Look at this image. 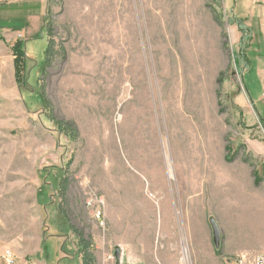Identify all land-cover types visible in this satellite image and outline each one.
<instances>
[{"label":"rangeland","instance_id":"1","mask_svg":"<svg viewBox=\"0 0 264 264\" xmlns=\"http://www.w3.org/2000/svg\"><path fill=\"white\" fill-rule=\"evenodd\" d=\"M44 1L0 0L28 58L22 88L0 46V264L54 230L114 263L264 256V130L236 104L260 92L264 0Z\"/></svg>","mask_w":264,"mask_h":264},{"label":"crops","instance_id":"2","mask_svg":"<svg viewBox=\"0 0 264 264\" xmlns=\"http://www.w3.org/2000/svg\"><path fill=\"white\" fill-rule=\"evenodd\" d=\"M44 2L46 10V0ZM251 12L252 11H250V13ZM232 32L238 36L236 25L232 28ZM10 34L11 33H8L6 36ZM20 39L21 35L18 33L14 34L10 39L2 37V40H0V46L8 48V46L12 45L16 41H20ZM245 61L247 63L244 64L242 78L246 75L249 67L247 58ZM254 65V74L260 83V92H258L257 97L251 95L248 83L243 81V91H241V93H239L236 97V104L241 108L246 116L252 115L253 119H255L258 122V125L264 130V110H262V112L260 110V112H257L258 110H256L259 106L264 107V56L262 58H256ZM52 233L54 235L49 237V239L47 238L49 235H47L44 238V241L39 244V247L37 246V249H29L33 252L25 254L18 248V257L33 256L32 258H29L31 259L30 263L32 264H84L83 256L80 253V247L74 237L72 238L68 236V234L57 233L55 230L52 231ZM45 247L48 249L49 255H46V251H43V248ZM88 252L93 255V264H118L116 261L115 263L114 261L111 262L110 257L103 256L95 239H93V244L90 243V250H88ZM120 254V261H123L124 254ZM45 258L48 260L44 261L43 259ZM23 261L21 263H23Z\"/></svg>","mask_w":264,"mask_h":264},{"label":"trees","instance_id":"3","mask_svg":"<svg viewBox=\"0 0 264 264\" xmlns=\"http://www.w3.org/2000/svg\"><path fill=\"white\" fill-rule=\"evenodd\" d=\"M236 28L238 32L241 34L240 42L243 45L246 41L251 40L250 36V29H248L241 20L235 21ZM9 49L11 51L12 57H13V68H14V80L17 86L19 87H26V79L24 77V70L26 68V63L28 61V58L24 52L22 42L16 41L12 45L9 46ZM51 51V42L48 43V48L46 50V56ZM243 55V53H241ZM247 62L245 61V64ZM44 64H46V59ZM237 66V63H235ZM45 66V65H44ZM42 101H44V97L42 96ZM56 125L60 128L62 132H69L70 134L74 131L68 130L67 126L64 123H56ZM73 130V129H72ZM62 191L65 192L66 185H62ZM78 246L80 247V253L83 256L84 264H93V255L88 252L90 250V244L86 242L82 237H78L77 239Z\"/></svg>","mask_w":264,"mask_h":264},{"label":"built area","instance_id":"4","mask_svg":"<svg viewBox=\"0 0 264 264\" xmlns=\"http://www.w3.org/2000/svg\"><path fill=\"white\" fill-rule=\"evenodd\" d=\"M263 32H264V23H263ZM263 101H264V98H263ZM4 258L7 264H14L12 255L10 254L9 251H6ZM26 264H32V263H26ZM119 264H136V263L128 259L125 262H123L122 260L119 261ZM231 264H264V256L258 255V256L251 257V258L237 257L231 261Z\"/></svg>","mask_w":264,"mask_h":264},{"label":"water","instance_id":"5","mask_svg":"<svg viewBox=\"0 0 264 264\" xmlns=\"http://www.w3.org/2000/svg\"><path fill=\"white\" fill-rule=\"evenodd\" d=\"M209 224H210L211 230H212L213 244H214L215 248L218 249L220 247V243H221L220 229H219L216 221L213 218H210ZM113 257H114L115 261L119 264V261H120V249L118 247H116L114 249Z\"/></svg>","mask_w":264,"mask_h":264},{"label":"bare ground","instance_id":"6","mask_svg":"<svg viewBox=\"0 0 264 264\" xmlns=\"http://www.w3.org/2000/svg\"><path fill=\"white\" fill-rule=\"evenodd\" d=\"M107 1V0H106ZM123 1V0H122ZM164 2V1H163ZM106 4V3H105ZM102 11V10H101ZM116 14V13H115ZM164 17V16H163ZM157 18V17H155ZM115 19V18H114ZM163 23V22H162ZM161 25V24H160ZM162 26V25H161ZM84 28V27H83ZM162 28V27H161ZM88 31V30H87ZM97 31V30H96ZM116 56V55H115ZM186 56V55H185ZM113 58V57H112ZM118 68V67H117ZM98 69V68H97ZM133 73V72H132ZM136 73V72H135ZM196 73V72H195ZM75 76V75H74ZM83 77V76H82ZM115 78V77H114ZM74 83V82H73ZM116 84V83H115ZM79 88V87H78ZM72 98V97H71ZM72 101V100H71ZM75 102V101H74ZM77 102V101H76ZM82 103V102H81ZM76 104V103H75ZM75 106V105H74ZM73 106V107H74ZM78 107V106H77ZM194 129V128H193ZM194 151V150H193ZM200 159V158H199Z\"/></svg>","mask_w":264,"mask_h":264}]
</instances>
